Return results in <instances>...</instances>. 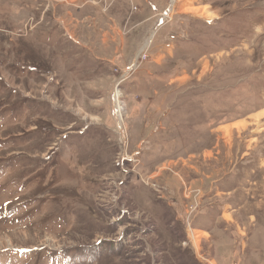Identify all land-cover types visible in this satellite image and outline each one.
<instances>
[{
    "label": "rangeland",
    "instance_id": "1",
    "mask_svg": "<svg viewBox=\"0 0 264 264\" xmlns=\"http://www.w3.org/2000/svg\"><path fill=\"white\" fill-rule=\"evenodd\" d=\"M175 5L0 0V264H264V0Z\"/></svg>",
    "mask_w": 264,
    "mask_h": 264
},
{
    "label": "bare ground",
    "instance_id": "2",
    "mask_svg": "<svg viewBox=\"0 0 264 264\" xmlns=\"http://www.w3.org/2000/svg\"><path fill=\"white\" fill-rule=\"evenodd\" d=\"M176 4V0H173V8H174V6H176L175 5ZM206 9H204V8H192V7H187V8H185V10H183V13H186V15H197L198 13H201V15H199V16H202L204 19H207V20H212V18H211V14L210 13H208L209 15H211V16H209V17H207V16H204V14H206ZM181 14V13H180ZM171 17H172V15H171ZM119 98H120V96L118 95V97L116 96L115 97V105H116V109H115V111H116V118H117V120H119V119H121V111H122V109L120 108V104H119ZM264 115V112H262V113H260L259 114V116H263ZM240 126V125H239ZM238 125H235L234 127H239ZM231 128L232 127H229V128H226V129H224V131H225V133H227V134H229V130H231ZM195 248V247H194Z\"/></svg>",
    "mask_w": 264,
    "mask_h": 264
}]
</instances>
